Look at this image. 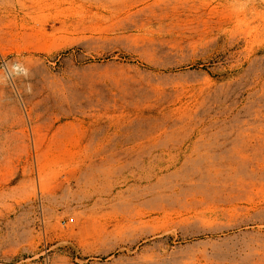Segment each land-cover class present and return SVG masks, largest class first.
I'll use <instances>...</instances> for the list:
<instances>
[{"label":"rangeland","instance_id":"rangeland-1","mask_svg":"<svg viewBox=\"0 0 264 264\" xmlns=\"http://www.w3.org/2000/svg\"><path fill=\"white\" fill-rule=\"evenodd\" d=\"M0 81V264H264V0H0Z\"/></svg>","mask_w":264,"mask_h":264},{"label":"clouds","instance_id":"clouds-1","mask_svg":"<svg viewBox=\"0 0 264 264\" xmlns=\"http://www.w3.org/2000/svg\"><path fill=\"white\" fill-rule=\"evenodd\" d=\"M12 73H14L16 76H23L25 78H28L30 76V71L28 68H26L23 64L20 63H13L11 67ZM2 82V81H0ZM30 90V86H29Z\"/></svg>","mask_w":264,"mask_h":264}]
</instances>
